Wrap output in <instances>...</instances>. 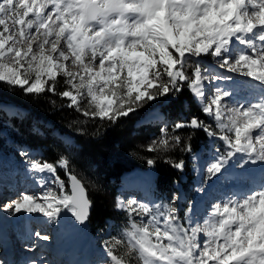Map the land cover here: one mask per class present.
Returning a JSON list of instances; mask_svg holds the SVG:
<instances>
[{
  "label": "snow or ice",
  "instance_id": "obj_1",
  "mask_svg": "<svg viewBox=\"0 0 264 264\" xmlns=\"http://www.w3.org/2000/svg\"><path fill=\"white\" fill-rule=\"evenodd\" d=\"M207 56L225 72L250 78L241 83L257 94L229 104L237 85L222 87L233 78ZM0 83L26 95L50 93L86 119L113 124L186 86L212 123L197 116L176 122L146 151L183 144L191 152L179 131L202 130L224 144L205 166L207 179L228 180L237 154L240 167L264 164V0H0ZM21 155L38 174L32 178L39 191L20 192L4 210L38 213L51 224L66 210L84 224L91 202L68 158L50 163ZM165 163L185 168L183 160ZM176 200H117L127 226L105 241L102 264H264V182L212 203L202 222H192L191 209L182 222Z\"/></svg>",
  "mask_w": 264,
  "mask_h": 264
},
{
  "label": "trees",
  "instance_id": "obj_2",
  "mask_svg": "<svg viewBox=\"0 0 264 264\" xmlns=\"http://www.w3.org/2000/svg\"><path fill=\"white\" fill-rule=\"evenodd\" d=\"M11 90L12 87L0 83V101L13 99L14 104L28 110V114L56 123V127L60 128L61 132L73 135L77 146H67L53 138H40L37 134L26 133L22 125L29 123L30 118L12 121V126L26 142L44 148L46 161L54 163L60 156L68 158L70 169L77 174L87 188L92 203L89 221L95 224V227L102 226L106 218L115 217L112 199L114 183L111 180L117 183L125 171L134 167L140 169L151 167L156 173L158 188L165 192L178 179L179 173L165 161L184 160L186 151L182 150L183 144L167 153L146 151L150 141L160 136L162 127L159 124L150 123L136 126V120L154 107L165 108L170 118L165 128L171 132L176 122L189 120L176 117L183 101L188 102L189 115L198 118L202 116V112L192 102L191 94L186 86L175 97L152 101L148 107L140 108L138 112L127 118H120L115 124L98 118L86 119L74 108L67 107V103H58L61 98L54 97L50 93L39 96L26 95L21 89H16L15 95H11ZM58 90H63L62 84ZM17 121L20 122L16 124ZM179 135L191 148H195L197 141L204 137L201 130L192 128L180 130ZM149 159L155 161L153 166L148 165ZM58 172L62 176L61 169H58Z\"/></svg>",
  "mask_w": 264,
  "mask_h": 264
},
{
  "label": "rangeland",
  "instance_id": "obj_3",
  "mask_svg": "<svg viewBox=\"0 0 264 264\" xmlns=\"http://www.w3.org/2000/svg\"><path fill=\"white\" fill-rule=\"evenodd\" d=\"M208 60H209L208 64L212 65V67L215 66V68H216L217 71L222 72L221 71L222 69H220L218 65L216 66L215 64H213V58L211 56H209ZM225 74H227L229 76H234L232 73L225 72ZM249 79L250 78H248V77H242L241 79L238 80V82L240 84L241 82L248 81ZM61 80H62V77H61ZM3 85L8 86L6 84H3ZM62 86L64 87L63 84H62ZM16 89H19V88L12 87V90H11L10 94L11 95H15ZM249 90H252V89H249L247 87H244L243 84H241V93H246ZM30 95H33V94H30ZM12 100L13 99H8V100L3 99L1 101L2 103L0 104V155H1V153L3 151H5V153L7 154V158H10V157L11 158L12 157L18 158V160L15 161V162H21V166L23 168H21V166H16V169L17 170H15L14 173H12V171L10 173H9V171L3 172L4 170H7V169H9V168L12 167V161L9 160V159H7L6 157L0 156V178H1L0 179V185L2 186V189L0 191V194H1L0 201L2 200V202L0 204L1 208H5V206L8 203H10L11 201L17 199L19 193L20 192H24V191H22L24 185H25L24 187H26V189H28L27 186L34 187V188L29 187V190L28 191H31L30 189H32L33 191H35V190L39 191L38 187L34 184L33 178L29 182V180H30L29 178L33 175V173L29 172V169H26V168H29V165L27 163V160H26L25 156L21 155V153L22 152H27L32 157H34L36 159H40V157H41L42 154H41L40 151H33V150H30V149H27L26 147H22V146L18 145V142L17 141L20 140V137L16 136L15 139H14L13 137L10 136L11 133L12 134H13V132L16 133V130L14 131L13 128H12V126L9 125V124H11V122L14 119L21 118L25 114H28L27 113L28 110H26L25 108L19 107V106H15L14 104H11L10 102L14 103ZM58 103H69V102L66 99H64V100H59ZM151 103L152 102H150L149 104H151ZM149 104L145 105L143 108L148 107ZM156 112H157L156 109L151 110L148 114H146L145 116L141 117L140 120L144 121V120L150 119L151 117H153L154 115H156ZM42 120H39V119L29 120V123H25V124L22 125L24 127L23 130H25L26 133H34V134H36L35 132L44 133V134L48 135V138L49 139H52L53 138L56 141H58V139H59L62 142L66 143L67 145L74 146L73 145V141L70 138V137L73 138V135H71L70 133H65V134L62 133L61 132V129L58 128V127H56V123L42 121ZM19 122L20 121H17L16 124H18ZM2 125H4L6 128L4 126H2ZM38 125L40 127H38ZM65 135H68V136H65ZM39 137H42V136H39ZM5 153H3V155ZM237 155H238V157L237 158H234L232 161H237V164L239 166V159H240V157H239V154H237ZM210 161L211 160L209 159V162ZM243 168L247 169L250 172H257L259 174V176H261V174H264V164H256V165L248 164V165H245ZM23 169H26V171L28 172V174L25 175V177H26L25 180H23V178H21V176L24 175ZM2 172H3V174H8L9 173V175H15V173L17 174V173H21L22 172L19 177L23 181H27V183L25 182V184H24L23 181H22L21 184H20V186H19L21 188V190L19 188V190L17 192H15L14 195L11 194V193H7V190H5L4 187L6 185H8V180H10L12 178V176L11 177H7V176L3 175ZM143 173L144 174H147L146 172H143ZM35 175H38V174H35ZM207 176H208V173L206 171L205 174H204V177H207ZM254 179L256 180L257 178H254ZM30 183H31V185H30ZM65 183L67 184L66 181H65ZM11 186H12V184H9V187H11ZM67 190L69 191V189H67ZM5 191H6V193H5ZM122 192H124V191H122ZM15 194H17V196H15ZM10 196L11 197H14L15 196V197L13 198V200H11V197ZM121 196H120V198L116 196L115 205H116L117 200L124 201L125 203L127 202V200L122 199ZM191 198L192 197L190 196V199ZM151 200L153 201V203H160L161 201H168V202L171 201L170 198H165V197H163L161 199L160 198L154 199L152 197ZM138 202H142V201L139 200ZM143 203L153 204L149 200H147V202H143ZM194 203H195L194 200H189V203L187 204V207H189V208L192 207L194 205ZM121 212L124 214L123 221H120V222L117 221L118 223L116 222L117 223V224L115 223L116 225L115 224L109 225V229L106 232L98 231L93 236L92 235L91 236L89 235L88 240H89L90 244H89V242L87 241L86 238H82L83 241H87L85 243L86 249L88 248V249L92 250V248H90V246H91V247H93V250L97 251V253L94 256L93 260H88V261H94V263H92V264H102L103 260L106 259V254L104 253L105 241H111L112 240V237H118L119 238L122 235L123 229L127 226L128 217H127V215H126L125 212H123V211H121ZM181 212L182 213H180L179 216L181 217V221L183 222V216H184L185 211L182 209ZM6 214L8 216V219L10 221H13V222H14V219L13 218H19V216H21V215H23V217H24V212H20V213L13 214V212H12L11 209H9L8 211H5V210L3 211L2 210L0 212V222L6 221V219L4 218V216ZM16 215H17V217H16ZM39 217H41V219H43L44 224L41 225V227L40 226L39 227H33L32 226V231H34L36 233L37 232H40L42 234L44 233L46 235H49V233H51L53 236H56L58 238V244H59V246L61 247V249L64 252H68L71 249L69 243H71L72 246L78 245L77 235L81 231V228L78 227L79 225L77 223H73L71 221L72 218L70 217V213L69 212H67L65 210L64 212L61 213V218H62L61 226H62V228L64 229V231L67 234L66 241L69 242V243H66L64 241L65 232L62 231L61 228H60V220H61V218L58 220V222L56 224L48 223L49 224V227H50V230L47 231V226H46L45 218L43 216H39ZM68 217L70 218L69 221L66 220V218H68ZM135 218L136 219H139V217H135ZM69 222H71L73 224L72 225L73 230H72V233L71 234H68L67 233V229H66V224L69 223ZM19 223H22L23 224V219H19ZM11 228H13V227H11ZM15 235H17V233ZM71 237H75V243L74 244L71 242ZM38 242L36 241V245H37ZM26 243H27V241H26ZM27 244L29 246V243H27ZM34 245H35V242H34V244L33 243L30 244L29 250H31L32 246H34ZM79 250H80L79 248H77V247L75 248L74 247L73 250L71 251V253L70 252L69 253H70V255H76ZM37 252H41V251H37ZM84 255L85 254L83 253L82 254V257Z\"/></svg>",
  "mask_w": 264,
  "mask_h": 264
},
{
  "label": "bare ground",
  "instance_id": "obj_4",
  "mask_svg": "<svg viewBox=\"0 0 264 264\" xmlns=\"http://www.w3.org/2000/svg\"><path fill=\"white\" fill-rule=\"evenodd\" d=\"M167 118H164V120H166ZM14 170V169H13ZM16 174V173H15ZM28 174V172H24V175L21 176V178H23V180L26 179L25 175ZM126 182H129L131 184V191H133V189H138L140 190V195L142 196V193H143V189L145 188V186H147L148 184V180L143 178L142 177V174L141 173H138V172H132L130 174H128L126 177ZM254 178H256V176H252L251 179L254 183H257V180H255ZM1 179V178H0ZM18 179L17 177H13L10 179L11 182H12V186L13 187V184L15 183V180ZM27 183V181H26ZM27 186V185H26ZM28 188L31 187V186H27ZM2 189V186L0 185V191ZM15 190L12 192V194L14 195L15 192H17L19 190V187H15L14 188ZM4 190V189H3ZM6 193V191H5ZM133 193V192H132ZM15 196H17V194H15ZM5 209V208H4ZM3 208H0V212L3 210ZM17 217V215H16ZM70 217H71V214H70ZM4 218L6 219V221H2L0 222V231L2 233H5L6 231H12V228L11 227H14L15 224L19 223V218H13L14 219V222L13 221H10L8 219V216L7 214L4 216ZM41 219V217L39 216H34V217H31L29 213H25L24 212V217H23V224H22V231H19L17 232V235H15V239L17 240H22L24 239L25 241H27V243H29V246L30 244H34L35 242V245H36V241L39 243H37V248H35L37 251H41L40 249V245H41V240L38 239V237L36 236V232L32 231V226H30L28 224L27 221H30L32 220V223L33 224H36L37 222H40L39 220ZM67 221L70 220V218H66ZM44 224V222H43ZM42 224V225H43ZM79 228H81V231L78 233L77 235V240H78V245L76 246H72V248L74 247H80L83 252H78L77 255H75L74 257V260H75V263H79V264H86L87 262V255L92 251L90 249H86V245L85 243L88 241H83L82 238H86L87 239V236H88V230L84 227H81L80 225L78 226ZM66 229H67V233L68 234H71L72 233V230H73V227L72 226H69V223L66 224ZM35 240V241H34ZM71 242L74 244L75 243V237H71ZM90 248H92L90 246ZM19 247L17 248V252L19 251ZM89 251V252H88ZM84 253L85 255L82 257V254ZM73 254V253H72ZM41 258H44L43 256Z\"/></svg>",
  "mask_w": 264,
  "mask_h": 264
},
{
  "label": "water",
  "instance_id": "obj_5",
  "mask_svg": "<svg viewBox=\"0 0 264 264\" xmlns=\"http://www.w3.org/2000/svg\"><path fill=\"white\" fill-rule=\"evenodd\" d=\"M86 194H87V192H86ZM90 209H91V207H90ZM90 209H89V213H90ZM85 224V223H84Z\"/></svg>",
  "mask_w": 264,
  "mask_h": 264
}]
</instances>
